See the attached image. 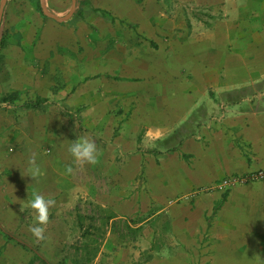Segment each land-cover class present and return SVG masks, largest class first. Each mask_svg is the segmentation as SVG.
<instances>
[{
    "label": "rangeland",
    "instance_id": "rangeland-1",
    "mask_svg": "<svg viewBox=\"0 0 264 264\" xmlns=\"http://www.w3.org/2000/svg\"><path fill=\"white\" fill-rule=\"evenodd\" d=\"M205 1L215 7L226 1L243 8L247 2L264 6V0ZM45 2L58 17L68 15L72 7V0ZM164 2L173 7L181 0ZM137 7L133 0H77L74 16L61 24L43 15L38 0L8 1L0 26V101L13 92H20L22 100L0 106V219L4 208L25 207L34 193L45 198L63 195L52 207L76 208L82 215L77 228L70 224L71 217L64 216L65 264H84L85 258L78 260L80 255L97 249L103 251L97 264H264V182L237 187L241 194L230 207L216 213L208 209L193 220L189 214L195 212L197 200L213 193L197 189L185 195L184 163L156 162L150 148L135 151L133 145L127 146L125 166L80 165L67 171L72 163L71 141L86 137L90 128L87 107L101 103L103 91L132 98L144 90L136 88L140 81L133 74L118 69L125 62L133 65L143 45L134 47L133 39L139 34L133 24L122 21L131 20ZM101 8L111 10L115 21L96 12ZM212 9L200 7L193 13L208 21L215 17ZM177 62L172 60L170 68ZM168 89L167 100L173 94ZM38 98L46 102L39 108L29 106ZM111 108L122 114L127 107L119 102ZM116 122L107 119L105 126L101 121L99 126L110 131L117 128ZM100 133L97 145L108 153L104 138L109 133ZM166 140L159 144L163 150ZM32 158L40 168L35 177L31 166L22 168ZM237 188L221 194L231 195ZM112 216L119 222L111 223ZM2 226L0 222V234L8 237ZM105 242L104 248L99 247Z\"/></svg>",
    "mask_w": 264,
    "mask_h": 264
},
{
    "label": "crops",
    "instance_id": "crops-1",
    "mask_svg": "<svg viewBox=\"0 0 264 264\" xmlns=\"http://www.w3.org/2000/svg\"><path fill=\"white\" fill-rule=\"evenodd\" d=\"M133 1L138 6L133 8L135 16L122 21L133 24L139 34L133 39L134 47L137 49L140 42L143 45L139 47L140 54L133 57V65L125 62L118 69L133 74V79L140 81L136 88L144 87V90L139 89L132 98L103 91L102 102L95 101L87 107L85 118L90 128L86 137L95 142L99 154L97 164L84 165L125 166L127 146L133 145L135 151L137 147H147L155 152L156 162L178 159L184 163L185 195L206 189L226 177L264 170V6L254 7L247 2L243 8L226 1L225 5L215 7L205 0H181L171 7L164 0L160 5L157 0ZM200 7L213 8L215 17L203 21L193 13ZM127 36L131 38V34ZM172 60L178 62L171 69ZM179 69L181 73L177 72ZM168 88L173 91L169 100L165 98L170 92ZM119 102L123 108L127 107L122 114L111 108ZM107 119L119 121L112 132L104 128ZM100 121L104 125L101 128ZM102 130L103 134L109 133L104 138L108 153L97 145ZM176 133L178 140L173 143L170 138ZM166 139L168 143L163 150L159 144ZM165 150L168 153L163 155ZM70 160L72 168L78 167L72 155ZM29 166L28 163L22 168ZM237 189L231 195L225 194L219 209L228 208L239 199L241 193ZM212 193L197 200L195 212L189 214L193 220L200 219L208 209L216 213L215 207L225 195ZM62 197L53 195L52 199L59 203ZM28 200L25 207L4 208L0 222L6 233L28 244L40 257L0 234V264H65L63 232L67 219L64 216L71 217L70 224L77 228L82 223L81 213L76 208L50 207L49 222L42 226L44 238L40 239L30 231L38 225ZM119 220L112 216L110 222ZM84 242L85 246H91L88 239ZM105 245L106 242L99 247ZM102 254L97 249L94 254L80 255L78 260L83 262L85 258L84 264H97Z\"/></svg>",
    "mask_w": 264,
    "mask_h": 264
},
{
    "label": "clouds",
    "instance_id": "clouds-1",
    "mask_svg": "<svg viewBox=\"0 0 264 264\" xmlns=\"http://www.w3.org/2000/svg\"><path fill=\"white\" fill-rule=\"evenodd\" d=\"M69 152L73 157V161L77 166L84 164L95 165L98 163V149L94 141L87 137H77L74 141H71ZM31 165L30 172L32 177H35L40 173L39 166L36 165L35 158L29 160ZM67 171L71 173L72 167L69 166ZM55 204V200L52 198H45L39 194H33L31 199L28 200L29 207L34 210L36 227L30 228V231L40 239L44 238V227L49 222V209Z\"/></svg>",
    "mask_w": 264,
    "mask_h": 264
},
{
    "label": "built area",
    "instance_id": "built-area-1",
    "mask_svg": "<svg viewBox=\"0 0 264 264\" xmlns=\"http://www.w3.org/2000/svg\"><path fill=\"white\" fill-rule=\"evenodd\" d=\"M264 182V170H259L256 172H252L245 175H237L226 177L219 182L215 183L211 187L206 190H202V192H218L225 193L234 188L249 184V183H257Z\"/></svg>",
    "mask_w": 264,
    "mask_h": 264
},
{
    "label": "trees",
    "instance_id": "trees-1",
    "mask_svg": "<svg viewBox=\"0 0 264 264\" xmlns=\"http://www.w3.org/2000/svg\"><path fill=\"white\" fill-rule=\"evenodd\" d=\"M38 8L40 9L41 11V7H40V0H38ZM96 12L100 13L104 19H110L111 22H114L115 21V18L112 17L110 15V13H108L107 11H104V10H96ZM0 46H3V43L0 41ZM22 100V94L20 92H13L11 94H8L7 96L3 97L0 101V106L3 105V104H8V105H14L16 104L17 102H20ZM44 102H46L45 100H42V99H37V101L33 104V105H29L31 106L32 108H39L41 107ZM177 135V133L175 135H173L170 139L172 138H175ZM226 199V195L225 197L223 198V200L221 201V203L215 207V212L219 210V208L222 206V204L224 203ZM12 240L16 241L17 243H19L20 245H22L23 247L27 248V249H30L32 252H34L38 257L39 256V253L31 248L28 244L22 242V241H19L17 239H15L14 237L8 235Z\"/></svg>",
    "mask_w": 264,
    "mask_h": 264
},
{
    "label": "water",
    "instance_id": "water-1",
    "mask_svg": "<svg viewBox=\"0 0 264 264\" xmlns=\"http://www.w3.org/2000/svg\"><path fill=\"white\" fill-rule=\"evenodd\" d=\"M8 1L9 0H2L1 5H0V26L2 23L4 11L7 6ZM40 7L45 17L62 24V23L68 22L74 16L76 9H77V0H72L71 10L68 13V15H66L65 17H58L57 15L51 13L46 5L45 0H40Z\"/></svg>",
    "mask_w": 264,
    "mask_h": 264
}]
</instances>
